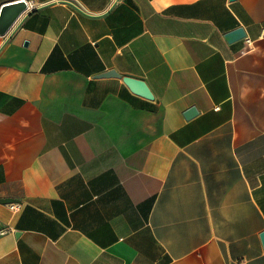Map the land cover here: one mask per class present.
<instances>
[{
	"label": "crops",
	"instance_id": "0c3cea01",
	"mask_svg": "<svg viewBox=\"0 0 264 264\" xmlns=\"http://www.w3.org/2000/svg\"><path fill=\"white\" fill-rule=\"evenodd\" d=\"M27 1L0 36V264H264V0Z\"/></svg>",
	"mask_w": 264,
	"mask_h": 264
},
{
	"label": "water",
	"instance_id": "95a60500",
	"mask_svg": "<svg viewBox=\"0 0 264 264\" xmlns=\"http://www.w3.org/2000/svg\"><path fill=\"white\" fill-rule=\"evenodd\" d=\"M28 11L29 5L27 0H13L2 4L0 6V36L6 37L17 20ZM242 37H244V32L241 28L235 29L225 35L228 42H232ZM107 76L120 77V75L114 70H109L98 75V77ZM122 79L133 93L148 99L153 97L151 91L143 80L127 76L122 77ZM193 114H195V109L191 108L186 112V117H190ZM0 201L3 203H10L14 200L11 198H4ZM261 240L264 246V231L261 233Z\"/></svg>",
	"mask_w": 264,
	"mask_h": 264
},
{
	"label": "built area",
	"instance_id": "2783aa9c",
	"mask_svg": "<svg viewBox=\"0 0 264 264\" xmlns=\"http://www.w3.org/2000/svg\"><path fill=\"white\" fill-rule=\"evenodd\" d=\"M28 5H29V4H28ZM29 7H30V5H29ZM16 206H17L16 204H12V205H11V208H12V209H16ZM238 264H241V263L239 262Z\"/></svg>",
	"mask_w": 264,
	"mask_h": 264
}]
</instances>
